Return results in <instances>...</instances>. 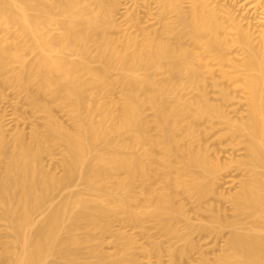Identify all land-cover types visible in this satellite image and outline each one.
<instances>
[{
    "label": "bare ground",
    "instance_id": "1",
    "mask_svg": "<svg viewBox=\"0 0 264 264\" xmlns=\"http://www.w3.org/2000/svg\"><path fill=\"white\" fill-rule=\"evenodd\" d=\"M128 1L0 0V91L44 112L0 114V264H264V0ZM147 220L182 246L122 229ZM202 230H226L212 257Z\"/></svg>",
    "mask_w": 264,
    "mask_h": 264
},
{
    "label": "rangeland",
    "instance_id": "2",
    "mask_svg": "<svg viewBox=\"0 0 264 264\" xmlns=\"http://www.w3.org/2000/svg\"><path fill=\"white\" fill-rule=\"evenodd\" d=\"M122 2H125V3H123L121 5L122 8L120 9V12H119V14H117V16H118V19L120 21L124 22L128 16V12H125V9H126V7H131V2L128 0H122ZM128 10H130V8H128ZM0 92H1L0 93V114L1 115L3 114L5 121H7V128H8L7 131L10 132V131L14 130V128L16 129L15 126L18 125V128H19V126L22 127V129L26 133V132L30 131V129H31L30 126L33 125V124H31V122H34V123L42 122L41 119H43L42 117L44 115V112L31 110V107H29V105H27L26 101H24L25 97L23 96L24 95L23 92H18L14 87H12L10 85H2ZM15 102H17V104H15ZM147 111H148V113H150L149 110H147ZM54 112L56 113L57 116H59L60 119L64 120L65 122H67V123L71 122L68 115L62 109L56 107V108H54ZM213 136L214 135H212V137L210 136L208 138V142L210 141V144L214 145V147L212 146V149L215 148L216 144L218 145V139L216 140V138H215V140L217 141L216 142L214 140ZM212 141L215 144L212 143ZM213 151H214V149L211 150V152H213ZM42 160H43L44 164L46 165L45 167L52 169V171L55 170V172L60 171V169H61V154L59 153L58 148L54 149L51 154L44 153ZM227 186L228 185L222 186L224 189L222 191H224V193L227 192V190L231 191V189H232V186H230V187L228 186L229 188ZM79 187H80V185L76 186L75 188H79ZM220 187H221V185H220ZM220 187L218 188V190L219 189L221 190ZM225 187H227L226 190H225ZM181 194H179L178 198L179 197H180L179 199L182 198V200L185 203L188 201L187 204L191 205L190 208H192V209L190 210L189 209L190 205L188 206L186 204V206L188 207V208L186 207V209L189 210V211L187 210L189 212V214L190 213L194 214L193 212H195V214H196L197 211L194 210V205H193L194 202L192 201V199L190 197L187 198V196L185 194L184 195L186 197L182 196ZM59 196H60V194H56L55 199H57ZM183 197H184V199H183ZM209 197H211V198L210 199L207 198V200L209 199L210 202H212V203L215 201L218 202V204L216 203V205L221 207L223 210H225L226 213L229 214L230 210H229V206L227 205L228 201L224 200V202H223V198L221 200L220 199L221 197L219 195H217V197L219 199L216 197L213 198L214 196L212 194ZM190 202H193V203L191 204ZM221 203L224 205H221ZM223 207H226V208L224 209ZM226 209H227V211H226ZM190 211H193V212H190ZM208 213L209 212L206 213V211L205 212L201 211V212H199V215H191V214L190 215L193 216V219H195V220H197L196 219L197 217H199V218L201 217L200 219H202V220H207L209 218ZM194 217H196V218H194ZM119 222L120 221L115 220L113 222V224H114L113 227H115V228L120 227L121 228V224ZM125 224L126 225H123L122 229H124L126 232H128V233L130 232V234L134 235L137 238L138 242L143 244V245L149 246L150 240L157 239V240L161 241L163 246H166L169 243H172L173 245H175L176 248H180L182 246V243H181L182 241H176L175 239H172V238L170 239L168 236L164 235L163 232L158 229V227L154 226L155 223H153L152 220H147L144 223V227H141V226H138L135 224H131V223H125ZM145 230L150 232L151 237H147V235L144 233ZM202 231H203V233H202ZM202 231L196 232L197 234L194 232L192 234L193 240L195 242H197L198 245L200 244L199 245L201 247L200 249L204 250V252L209 257H212L219 250L218 248L221 246L220 243H222L221 239H223V235L226 233V230H222L219 233L218 237H217L218 234L216 232L212 233L211 231H208V230H202ZM200 234H202V235H200ZM196 235H198V236H196ZM112 236L110 234H106L105 239L102 242V246L106 251H112L114 249V240H113ZM221 236H222V238H221ZM134 250H135V252L139 258V261L141 262L140 264H153V263H146V261H148V259H149L148 257H150V256H151L150 257L151 260L155 259V257L153 255L149 256L148 254L144 253L139 247L134 248ZM198 255H199V252L196 249H194L193 251L190 250L188 253H186L184 255L178 254L177 258L175 259L174 264H199ZM161 261H162V264H173L170 260L168 251H166L165 249H163V251L161 252Z\"/></svg>",
    "mask_w": 264,
    "mask_h": 264
}]
</instances>
